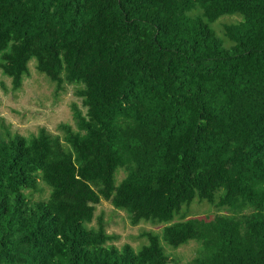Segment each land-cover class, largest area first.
<instances>
[{"label":"trees","instance_id":"16d2710c","mask_svg":"<svg viewBox=\"0 0 264 264\" xmlns=\"http://www.w3.org/2000/svg\"><path fill=\"white\" fill-rule=\"evenodd\" d=\"M224 16L241 20L222 39ZM32 61L86 112L63 139L0 134V264H168L161 239L201 244L194 264H264V0H0L13 90ZM39 180L46 202L25 194ZM102 200L167 225L119 249L89 228ZM196 200L220 214L176 222Z\"/></svg>","mask_w":264,"mask_h":264},{"label":"rangeland","instance_id":"374dc122","mask_svg":"<svg viewBox=\"0 0 264 264\" xmlns=\"http://www.w3.org/2000/svg\"><path fill=\"white\" fill-rule=\"evenodd\" d=\"M241 20L239 16H224L212 28L220 38H224V26ZM227 44V43H226ZM30 75L25 77L22 87L13 90L10 78L3 75L0 69V134L6 136L20 135L31 139L38 135L41 129L47 130L53 137L63 139L64 133L59 130L60 125H69L75 128L72 105L76 104L83 113L86 112L82 99L76 95L77 87L64 85L63 90L57 91L56 85L46 76L36 70V63L29 65ZM125 172L117 173V185L125 177ZM51 189L42 181L38 182L36 191H26V196L32 202H46ZM220 212L207 202L196 200L189 207L183 208L175 221L190 218L214 219ZM223 214V213H222ZM102 217L108 235L114 237L112 245L122 248L130 245L136 251L148 244L143 236L146 232L161 234L165 223L150 220H141L136 225L131 223V216L124 210L116 209L110 202L102 200L96 207L95 219L89 228H97V220ZM162 246L169 256L168 264H194L199 256L201 244L189 242L179 249H173L161 239Z\"/></svg>","mask_w":264,"mask_h":264}]
</instances>
